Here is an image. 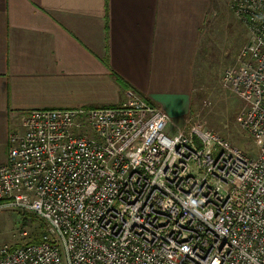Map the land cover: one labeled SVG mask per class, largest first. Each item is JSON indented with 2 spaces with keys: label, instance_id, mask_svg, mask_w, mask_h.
Wrapping results in <instances>:
<instances>
[{
  "label": "built area",
  "instance_id": "2783aa9c",
  "mask_svg": "<svg viewBox=\"0 0 264 264\" xmlns=\"http://www.w3.org/2000/svg\"><path fill=\"white\" fill-rule=\"evenodd\" d=\"M231 9L249 40L222 84L246 104L257 155L133 89L117 105L28 110L0 164V208L44 229L1 245L0 264H264V0Z\"/></svg>",
  "mask_w": 264,
  "mask_h": 264
},
{
  "label": "crops",
  "instance_id": "0c3cea01",
  "mask_svg": "<svg viewBox=\"0 0 264 264\" xmlns=\"http://www.w3.org/2000/svg\"><path fill=\"white\" fill-rule=\"evenodd\" d=\"M215 1L0 0V164L32 109L117 105L133 89L183 123Z\"/></svg>",
  "mask_w": 264,
  "mask_h": 264
},
{
  "label": "rangeland",
  "instance_id": "374dc122",
  "mask_svg": "<svg viewBox=\"0 0 264 264\" xmlns=\"http://www.w3.org/2000/svg\"><path fill=\"white\" fill-rule=\"evenodd\" d=\"M233 0H216L207 19L202 38L200 62L196 63V91L192 112L183 121L202 122L250 156L257 155V147L238 118L246 104L222 84L225 69L238 60L249 40L246 27L234 15ZM40 231V220L28 217L17 208H0V246L25 244ZM25 232V235L22 233Z\"/></svg>",
  "mask_w": 264,
  "mask_h": 264
},
{
  "label": "trees",
  "instance_id": "16d2710c",
  "mask_svg": "<svg viewBox=\"0 0 264 264\" xmlns=\"http://www.w3.org/2000/svg\"><path fill=\"white\" fill-rule=\"evenodd\" d=\"M120 80L124 83V81L120 78ZM25 214L28 216V217H32L34 219H39L40 220V231L37 235H35L32 240L30 242H39L42 240V231L44 229V222L34 213H31V212H25Z\"/></svg>",
  "mask_w": 264,
  "mask_h": 264
}]
</instances>
